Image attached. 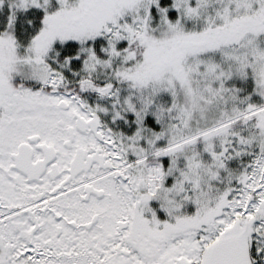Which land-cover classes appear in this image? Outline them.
<instances>
[{
	"label": "snow or ice",
	"instance_id": "6c2138e0",
	"mask_svg": "<svg viewBox=\"0 0 264 264\" xmlns=\"http://www.w3.org/2000/svg\"><path fill=\"white\" fill-rule=\"evenodd\" d=\"M0 264H264V0H0Z\"/></svg>",
	"mask_w": 264,
	"mask_h": 264
}]
</instances>
